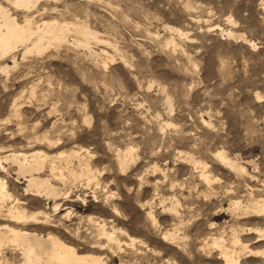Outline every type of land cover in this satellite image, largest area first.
Returning <instances> with one entry per match:
<instances>
[{
	"label": "rangeland",
	"instance_id": "rangeland-1",
	"mask_svg": "<svg viewBox=\"0 0 264 264\" xmlns=\"http://www.w3.org/2000/svg\"><path fill=\"white\" fill-rule=\"evenodd\" d=\"M3 3L20 22L24 14L33 17V26L49 19L77 21L102 40L92 43L91 50L76 44L78 37L70 32L68 43L57 42L41 52L24 54L18 46L13 52L17 66L7 74L0 72V121L17 102L19 115L13 124L33 128L39 136L49 131L56 143L47 150L51 154L87 150L96 170L97 180L90 186L85 180L56 184L62 193L59 211H54L51 199L24 196L26 182H17L12 171V195L25 200L30 213L45 212L51 221L36 227L38 231L55 233L72 240L81 252H90L95 224L104 220L140 241L134 248L141 255H130L137 262L141 258L139 264H167V258L177 264H222L216 257L206 258L198 243L184 248L161 237L177 223L166 208L171 197L180 201L188 223L182 230L195 239L208 233L209 222L224 226L231 220L226 211L231 197L246 199L250 191L264 192V0H41L29 13ZM165 25L181 29L188 38L169 32ZM228 30L243 37L224 35ZM11 60L7 58L10 65ZM15 125L14 145L7 139L0 145L17 152L46 150L40 145L26 148ZM129 145L130 162L122 169L116 154ZM220 149L245 166L249 176L221 166L212 153ZM248 160H254L257 169ZM203 165L216 192L210 200L199 195L209 191L198 174ZM68 189L69 197L64 198ZM150 210L158 222L147 216ZM120 239L130 241L125 235ZM128 247L127 253L134 252ZM7 250L12 264H20V255ZM102 253L111 256L107 249ZM110 258L109 264H122L119 255Z\"/></svg>",
	"mask_w": 264,
	"mask_h": 264
},
{
	"label": "bare ground",
	"instance_id": "bare-ground-1",
	"mask_svg": "<svg viewBox=\"0 0 264 264\" xmlns=\"http://www.w3.org/2000/svg\"><path fill=\"white\" fill-rule=\"evenodd\" d=\"M39 1L41 0H0V72L7 74L11 69H14L17 66L18 62H17L16 54L14 55L13 52L16 50V48H18V46L23 47L24 50L23 49L22 50L24 51V54L30 52L31 50L33 51L36 50L41 52V50H44L48 48L50 45L55 44L57 42L64 43V41H66V43H68L67 42L69 40L68 37L70 36L68 33L70 32H74V34L77 35L78 39L74 40L76 44L82 45L83 47H86L88 49L92 50L91 48L92 43H95V46L97 45L98 42L101 43L102 40L100 39L98 32L91 29L88 25L84 23H80L77 21L60 22L56 19H49V20H42L41 22L33 26V23L35 21V20L33 21V17H31L29 14H24V19H22V22H20L16 17V15L12 13L10 8L3 3L5 2L17 10H23L24 13L25 12L29 13V11L34 9L33 7H35ZM261 7L264 9L263 5ZM164 27L167 28L169 32L173 34H177V36L188 38L187 33H185L184 31H182L177 27L168 26V25H165ZM224 35H228V36L230 35L235 38L243 37L242 34L235 33L231 30H228ZM29 45L31 46L29 47ZM115 49L116 48H114V50ZM102 52H105L104 49ZM24 54L22 56V59H24V57L27 56ZM102 54L104 55V53ZM106 56H108L111 61L114 60V56H109V54ZM8 57L9 58L11 57L12 59L11 65L7 63ZM104 65H106V63H104ZM257 97L260 98V96ZM10 105H11L10 112H7L9 113V116H7L6 118L4 117L5 119L0 121V130L4 132V133H0V141L7 139L8 142L12 143L10 144L11 147L14 145L16 139L15 134H17L15 133L16 129L12 130L13 126L15 125L13 123H14V119L16 118L15 116L19 115L18 107L20 106L17 105V102H13ZM208 123H210V121ZM15 126H17V131L19 135L23 136L22 139H24L26 142L25 145L26 148H31L34 145H40L43 146V148H45L46 150L39 149V150H31L28 152H17L15 149L6 148L8 144L6 146L0 145V220L5 221V223H0V264L13 263L12 262L13 260L7 256V251H8L7 249L11 251V254L17 253L18 255H20V259H21L20 264H109V261L112 260V258L110 257H114L116 255H119L122 264H139L138 262L140 261L141 258L139 259L138 262L130 258L131 254L134 256L141 255L140 250H138V248H134L136 247L135 245L138 240L135 239L134 237H131L125 231V229L123 230L122 228H116L113 225L107 226L106 224L107 221L104 220L103 221L100 220L101 222L97 221V223L95 224L96 234H94L93 238L96 239L93 242L94 243L93 246L91 243L92 241L90 242L91 243V247H89L90 252H81V249L77 247V245L74 244L72 240L66 241L65 239L56 235L55 233L47 232L44 234L38 231L36 227L44 228L46 227V225H48V223H51V221L47 219L48 215L45 212L30 213L26 209V207H24L26 201L20 200L17 197L15 198L12 195V193L9 190L10 180H8V177H10L9 175L12 173V171L13 174L16 175L15 179H17V182H20L22 180L26 182V185L24 186L23 189L24 196H33L45 200L51 199L53 201L52 208L54 209V211H59V209L61 208L60 200L62 199L60 195L62 193H61V189L56 184L58 183H62L64 185L67 183L75 184L77 180H85L87 186H90L91 183L97 180L96 170H94L91 166L90 163L91 153L88 152L87 150L84 151L86 152L85 154H83V151L75 150V149L67 153L55 152L51 154L47 150L54 149L56 143L52 142L53 139L50 136L49 131L45 132L44 134L41 132L42 135L39 136L38 135L39 133L37 134L36 130L34 132L32 128V130L29 131L26 128L27 126L22 127L20 126L19 122H17ZM32 138H34L35 141L31 140ZM56 138L57 141L61 139L60 136H56ZM34 142H36V144ZM57 144L59 145L60 143L58 142ZM118 150H116L118 151V154H116L118 157L117 159L118 165L120 166V168L122 167L123 169L126 163L128 165V162H130L127 160L129 159L130 153L133 150L130 147V145L125 150L124 149L123 150L118 149ZM212 153L215 160L224 168L229 169L230 171L234 172L235 174H238L239 176L248 173L245 166L240 165L237 162V160L227 155L224 150L220 149ZM183 156L185 155L183 154ZM130 160L132 161V159ZM192 161L194 165L198 164L199 162V161L196 162L194 160ZM247 162H249V160ZM249 163L253 165L252 167H254V169H257V164L255 163L254 160H251ZM205 165H203L204 167L202 169H200V166H198V168L200 169L198 174L200 175L201 179L204 181L205 185L209 187V191L207 190V193L205 191H200L199 195L210 200L216 197V192L211 186L213 179L208 173H206L207 170H205L206 168ZM154 186L155 185H153V187ZM158 186L157 188H159ZM206 186L204 187L206 188ZM224 189L225 188H223V191ZM70 192H71L70 189L66 190L64 192L65 194L64 198L69 197ZM226 193L232 194L231 190H228ZM157 195L159 196V194ZM76 196H77V200L80 199V195H76ZM172 198L173 197H171L170 199L168 198L169 200H171L170 201L171 203L168 202L170 205L168 204L169 206L168 207L166 206V208L171 214L174 215V218H176L177 223H175V227L172 230L166 229V231L163 232V234L161 233L162 234L161 240L163 242L169 244L171 243L180 247L183 246L184 248L187 247L185 246L187 244L191 245L198 243L200 245L199 249L202 251L204 255H206V258L213 260L214 257H216L215 259L221 261L222 264H247V263L264 264V228H262V226H264V192H257L256 194L255 193L253 194L250 191V194L246 199L239 198L238 196L231 197V199L228 200L229 204H227L228 207L226 208V211H228L230 213V216L232 217L231 220L226 222L224 226H216V223L209 222L208 233L205 234V236L203 235L204 237H198L195 239H192L193 237L192 238L189 237L187 230H185L187 232L182 230L185 227V225H187L188 223L185 224V218L184 216H182L183 214L179 210V206L181 204L180 201H178L176 198L173 199ZM162 201L161 203H163ZM185 207H187L186 208L187 214L191 216L192 208L189 205ZM222 208L224 207L220 206V209ZM112 209H113V213L119 216L120 213L119 210L115 207ZM147 213H148L147 216L149 215L153 223L158 222L156 220L155 215L153 214V210L152 211L150 210ZM89 218H91V215ZM198 218H200V216ZM242 219H244L245 222L242 221ZM190 220L188 219V222ZM110 221L114 222L111 219ZM249 222L250 223L253 222V225L248 226L247 224H249ZM31 226L33 228H28ZM77 226L79 227V225ZM88 230L91 229L89 228ZM73 231H75L76 235L74 236H76L77 239L80 233L79 228ZM119 235L120 236L125 235L126 237L129 238L130 241L126 242V240L125 241L121 240ZM252 236H253V241L249 242L251 241L250 238ZM82 239L84 238L82 237ZM129 245L135 249L134 252L129 253V250H127L128 253L126 252L125 248H127ZM105 249H107V251L111 254L110 257L102 253ZM152 253L154 254V252ZM126 255L129 259L127 261H123L122 258L126 257ZM134 258L137 259V257ZM165 261L167 264H177L176 262L174 261L172 262L171 260H170L171 262H169L168 258Z\"/></svg>",
	"mask_w": 264,
	"mask_h": 264
}]
</instances>
